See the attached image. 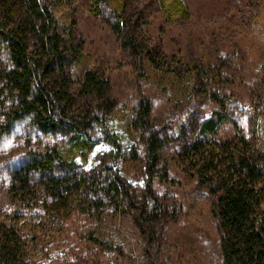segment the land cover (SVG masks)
I'll return each instance as SVG.
<instances>
[{
	"label": "trees",
	"instance_id": "1",
	"mask_svg": "<svg viewBox=\"0 0 264 264\" xmlns=\"http://www.w3.org/2000/svg\"><path fill=\"white\" fill-rule=\"evenodd\" d=\"M90 2L96 14L111 10L115 22L110 26L121 48L136 59L173 78L185 77L197 85L205 80L204 95L196 96L195 103L212 99L218 106L207 119L186 114L173 126L160 125L152 118L151 100L139 99L131 128L139 134L144 155L134 150L131 156L146 161L150 177L164 180L168 170L160 164L166 134L179 140L184 172L196 177L214 202L225 264H264V151H256L252 139L229 119L227 99L213 92L231 70L227 58L212 56L206 63L169 58L160 42L139 35L136 21L127 16V0ZM113 2L117 7L111 9ZM158 4L167 21L189 17L182 0ZM74 29L69 26L65 37L59 33L53 2L0 0V198L18 206L14 219L25 215L22 209L61 218L75 210L100 213L104 202L120 196L118 178L108 163L98 171L80 168L94 163L101 139L113 146L112 163L121 144L106 127L116 106L110 80L99 70H87L75 88L71 67L81 64L85 55ZM257 67L261 95L264 45ZM222 124L233 126V138L218 139ZM10 144L13 150L4 158ZM90 199L93 204L87 206ZM0 264H23L19 232L5 222H0Z\"/></svg>",
	"mask_w": 264,
	"mask_h": 264
},
{
	"label": "rangeland",
	"instance_id": "2",
	"mask_svg": "<svg viewBox=\"0 0 264 264\" xmlns=\"http://www.w3.org/2000/svg\"><path fill=\"white\" fill-rule=\"evenodd\" d=\"M47 1L53 2L59 33L65 37L73 25L84 42V60L71 67L75 88L87 70H99L110 80L116 106L106 127L118 137L121 151L112 163L113 146L101 139L94 163L80 168L98 171L108 163L118 178L120 196L104 202L100 213L75 210L61 218L22 209L25 215L15 219L18 206L0 198V222L19 232L23 264H225L214 202L197 178L184 172L181 142L166 134L160 164L168 170L164 180L150 177L146 161L131 156L134 150L144 155L139 134L131 128L139 99L151 100L152 118L160 125L173 126L186 114L207 119L218 106L212 99L195 103L196 96L204 95L205 80L197 85L156 72L123 50L110 26L115 22L110 9L96 14L90 0ZM182 1L188 18L167 21L158 0H127V16L136 21L139 35L160 42L169 58L197 63L212 56L227 58L231 70L213 92L227 99L229 119L252 139L256 151H264V123L259 125L264 122V92L258 93L255 79L264 45V0ZM115 7L117 2L111 4ZM231 124L220 125L218 139L234 137ZM12 150L13 144L4 148L3 157Z\"/></svg>",
	"mask_w": 264,
	"mask_h": 264
}]
</instances>
